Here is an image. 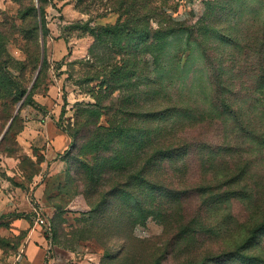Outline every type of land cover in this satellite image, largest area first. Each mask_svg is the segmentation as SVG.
<instances>
[{"label": "rangeland", "instance_id": "rangeland-1", "mask_svg": "<svg viewBox=\"0 0 264 264\" xmlns=\"http://www.w3.org/2000/svg\"><path fill=\"white\" fill-rule=\"evenodd\" d=\"M31 1L42 9L45 37L41 32L38 44L47 67L31 101L10 108L15 115L21 107L18 121L0 145V264H27L30 242L44 251L43 264H117L106 257L122 252L138 255L141 264L160 255L165 264H209L208 258L214 264L264 263V0L153 4L146 23L151 37L139 48L148 53L141 59L146 74L131 68L137 77L122 83L130 93L134 86L147 87L129 104V125L171 138L174 151L191 147L185 160L153 168V180L180 193H153L151 211L162 209L165 218L152 216L134 227L126 225L121 204L119 213L114 201L98 208L101 194L90 195L84 183L92 175L74 174L82 151L70 153L71 137L68 151L58 155H49L47 144L40 146L35 137L45 122L61 132L76 131L82 122L78 109L96 105L103 79L91 77L98 72L111 73L113 65L122 78L126 59L113 58L114 46L96 43L95 33L124 24L127 0ZM26 8L0 0L1 26L12 34L8 52L22 64L31 89L40 67L31 63L33 42L21 35L31 22L22 18ZM119 98L117 92L110 102L118 105ZM7 113L0 109V138L10 123ZM101 113L94 122L98 129L123 118ZM119 154L111 157L114 164L126 161ZM93 159L86 162L88 171H103ZM108 173L107 165L97 175L106 184L118 180ZM237 253L246 259L222 258Z\"/></svg>", "mask_w": 264, "mask_h": 264}, {"label": "trees", "instance_id": "trees-1", "mask_svg": "<svg viewBox=\"0 0 264 264\" xmlns=\"http://www.w3.org/2000/svg\"><path fill=\"white\" fill-rule=\"evenodd\" d=\"M16 1L24 3L27 7L23 11V20L30 18L31 21L29 27L23 28L21 33L28 41L33 42V50L37 51L35 55H30V59L32 60L31 63L35 64L37 67H40L42 64V68L33 87L30 89V85L25 81L22 69L18 67H21L22 64L16 62L7 49L12 34L10 31L4 30L0 22V109L3 112H8L6 117L7 121L13 119L2 142L7 140L18 121V114L15 116L10 108L20 101H24L25 103L31 101V96L38 87L42 74L47 67V61L45 59L42 60L41 47L38 44L41 32L45 37L43 33V20H41L42 9L34 5L31 0H29V2L28 0ZM137 1L138 3L135 6V4H132V0H127V8H122L121 17L126 18L124 24H117V27H100L95 33V36H97L96 43H99L100 40V45L105 48H107L109 44L112 47L114 46L113 52L111 51L113 58L116 59L120 57L122 61L124 58L126 59V62L124 61L126 66L124 75L121 78L120 73L117 72L120 70L110 65L113 68L111 73H106L104 68L103 74L102 72H98L96 78L91 77V79H97L99 77L103 79L98 96L95 97L96 105L78 109V118L80 117L82 122L78 121V128L76 131H62L72 139L70 153L74 154L75 150L78 151V153L82 151L78 155L79 159L75 160V165L78 164L79 169H76V173L74 174L80 176V174L84 172L85 176L92 175V177L85 179L84 183L90 195L94 196L96 190H98L97 193L101 194V200L99 199L97 203L98 208H102L100 205H105L107 207L114 201L116 205V211L114 212L119 213V206L121 204V212L124 215L126 225L128 224L129 227H134L139 221L144 222L147 218L152 216L165 218V211L162 209H160L161 212L151 211V209L156 206L154 199H152L153 193H155L157 189L163 196L166 194L167 196H165L168 198H175L180 195V193L162 186L159 182L157 183L153 180L152 171L155 170L153 168L157 167V164L161 166V164L166 161L174 163L178 160H185L184 158L188 156L186 148L191 147V143L187 145L183 144L180 150L174 151V148L171 146L168 147V145L171 144V138H167L164 135L161 136V133H156L157 130H136L129 125L130 120H133L130 117L131 114L129 115L130 111L127 113L128 107H130L129 104L137 97L140 99L141 96L146 94L147 87L144 86V89L141 91L140 87L134 86L132 87L133 91L130 93L129 89L126 91L124 90L125 87L123 84H125L128 79L132 80V78L137 77L136 73L140 72V77L146 74V61L145 59H143V61L141 59L147 56L148 53H140L139 48L150 40L151 35L146 23L151 18L150 10L153 4L157 2V0ZM144 36L145 39L143 38ZM169 36H171V34H169ZM136 40L139 41L137 44H134ZM153 40H155V37ZM131 68L136 70L135 74L130 71ZM117 92L120 94V98L117 100V102H119L118 105L110 102V98ZM123 92H127V95ZM128 93L131 95H128ZM107 103L110 104V107H108ZM103 110L117 112V114L123 116L122 121L120 123L119 121H116L114 124L111 123L113 124L112 127L107 129L96 128V126H94L96 123L94 124V122L97 118L102 116L101 112H103ZM94 133H101V135L93 136ZM194 145L196 144H192V147H194ZM110 152L112 156L122 153L125 155L126 161L121 155L123 159L121 161L118 159L114 164V160L111 159L112 156H108ZM67 154L69 153H66V155ZM92 156L96 159H93L94 163L91 164L97 165L101 163L104 169H106L108 165L110 173L107 175L116 176L118 180L106 184L107 179H102L101 176L97 175L98 173H104V169L97 173H94L95 170H93V172L90 170V173L86 168V162H90ZM93 177L96 178V181L93 180ZM154 178L156 179V177ZM102 181L105 183L102 186L104 188L107 187L106 190H103L104 188L100 186ZM160 187L163 191L159 189ZM141 190H143V194ZM208 190L212 191L210 187H208ZM141 195L145 198L144 200L139 199ZM148 199H150L149 203H147ZM230 200H232V198L225 199L227 202ZM123 253L124 252L110 255L111 257L108 256L106 258L115 261L117 264H141V257L139 258L138 255H131L130 253L123 255ZM222 258L225 261L232 260V258L246 259L245 256L239 255L238 253L234 257L230 254H226L222 256ZM166 260L164 255H160L150 264H165ZM253 260L255 261L254 264H264L260 259ZM207 261L209 264L215 263L214 261L212 262L210 258H208L206 262Z\"/></svg>", "mask_w": 264, "mask_h": 264}, {"label": "crops", "instance_id": "crops-1", "mask_svg": "<svg viewBox=\"0 0 264 264\" xmlns=\"http://www.w3.org/2000/svg\"><path fill=\"white\" fill-rule=\"evenodd\" d=\"M43 127L35 133V137L40 142V146L47 144L49 155L64 154L68 151L71 140L63 132L59 131L56 127L46 123ZM27 259V264H43L44 251L38 248L33 243H28L24 250ZM25 259V258H24Z\"/></svg>", "mask_w": 264, "mask_h": 264}, {"label": "water", "instance_id": "water-1", "mask_svg": "<svg viewBox=\"0 0 264 264\" xmlns=\"http://www.w3.org/2000/svg\"><path fill=\"white\" fill-rule=\"evenodd\" d=\"M41 68H42V64H41V66H40V69H39V72H38L37 76L39 75ZM35 80H36V79H35ZM20 106H21V105H20ZM20 108H21V107H19V108L17 109V112H16L15 116L19 113ZM12 122H13V119L10 121L8 127L6 128V130L4 131L3 135L1 136V138H0V143H1L2 140L4 139L6 133H7L8 130H9L10 125L12 124Z\"/></svg>", "mask_w": 264, "mask_h": 264}, {"label": "built area", "instance_id": "built-area-1", "mask_svg": "<svg viewBox=\"0 0 264 264\" xmlns=\"http://www.w3.org/2000/svg\"><path fill=\"white\" fill-rule=\"evenodd\" d=\"M38 222H39L41 225H45V224H46V223H45L46 221L43 220V219H41V218L38 220Z\"/></svg>", "mask_w": 264, "mask_h": 264}]
</instances>
